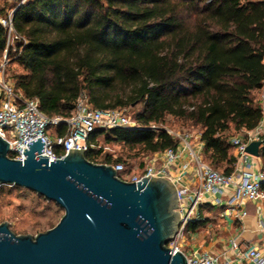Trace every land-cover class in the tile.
Instances as JSON below:
<instances>
[{"label": "trees", "instance_id": "trees-1", "mask_svg": "<svg viewBox=\"0 0 264 264\" xmlns=\"http://www.w3.org/2000/svg\"><path fill=\"white\" fill-rule=\"evenodd\" d=\"M13 6H0V15ZM12 21L26 42L8 49L5 70L21 68L11 76L15 92L36 99L45 115L68 117L81 94L92 108L138 107L136 126L89 133L91 162L126 167L100 138L135 155L175 149L178 140L161 126L172 116L199 129L205 161L230 175L237 162L231 130H253L262 118L252 92L264 83V0H27ZM5 46L0 25V63Z\"/></svg>", "mask_w": 264, "mask_h": 264}, {"label": "water", "instance_id": "water-1", "mask_svg": "<svg viewBox=\"0 0 264 264\" xmlns=\"http://www.w3.org/2000/svg\"><path fill=\"white\" fill-rule=\"evenodd\" d=\"M261 141L246 152L259 157ZM20 160L0 136V185L29 189L63 209L51 228L15 234L0 222V264H186L167 243L181 222L175 185L165 177L121 179L111 164L94 163L69 148L61 158L42 155L38 137Z\"/></svg>", "mask_w": 264, "mask_h": 264}, {"label": "built area", "instance_id": "built-area-1", "mask_svg": "<svg viewBox=\"0 0 264 264\" xmlns=\"http://www.w3.org/2000/svg\"><path fill=\"white\" fill-rule=\"evenodd\" d=\"M14 6L4 15H0V25L6 31V46L0 63V136L9 142L8 156L24 159L23 150L29 149L27 142L40 138L43 142L42 155L49 161L61 158L69 148H88V136L95 128H131L136 126L128 107L92 108L85 94H81L74 110L68 117L45 115L38 107L36 99L24 97L15 92L12 82L5 77L7 51H15V41L26 42L14 28L13 13L27 0H11ZM63 125V134H52V130ZM178 140L175 149H166L148 155L138 172L127 170L124 163L111 164L117 175L126 181L137 182L144 176L165 177L176 187L177 211L181 222L175 236L167 243L170 252L181 250L182 239L190 238L193 231L188 226L202 222L205 217L201 208L207 204L220 206V216L229 217L241 225L248 215L246 202H264V160L254 163V156L246 152L249 142L260 140L264 133V113L253 130L246 131V136H231L229 142L235 152L239 172L233 176L225 175L212 168L202 156L200 134L189 132L175 133L167 130ZM179 164V165H178ZM126 172L129 178L120 176ZM190 177L194 183L184 182ZM258 228L261 243H247L241 233L228 241V246L219 252L211 251L198 245L196 240L188 243L186 264H264V212L259 211ZM241 232L244 230L241 226ZM208 239L213 237L210 227H204Z\"/></svg>", "mask_w": 264, "mask_h": 264}, {"label": "rangeland", "instance_id": "rangeland-1", "mask_svg": "<svg viewBox=\"0 0 264 264\" xmlns=\"http://www.w3.org/2000/svg\"><path fill=\"white\" fill-rule=\"evenodd\" d=\"M2 5L8 7L10 5V0H0V6ZM4 72L5 77L11 81V76L14 73L21 72V68L15 64H11L10 68L7 67ZM252 97L256 103L261 105L264 113V83L261 88L252 92ZM137 108L138 107H129V115H132ZM161 126L175 133L182 134L189 132L194 135L200 134L197 127L172 116H166ZM231 136H246V130L237 131L232 129ZM99 143L102 144L104 150L111 153L113 157H122L126 159V167L132 172H138L141 169L139 164L143 163L145 158L151 154L140 152L138 155H135V150H130L127 146L120 143H105L101 138ZM219 171L221 170L219 169ZM125 174L126 172L119 173L120 176L128 179L129 174L126 176ZM203 213L206 212L203 211ZM62 214L63 209L58 207L54 202L47 201L28 189L6 185L3 186V192H0V222H9L10 229L15 234H30L34 236L36 233L40 232L38 231L40 228V226L38 227L39 223L52 220L55 225ZM198 233H201L203 236L205 229H200ZM182 243L181 250L185 252L187 251L188 243H192V240L184 237Z\"/></svg>", "mask_w": 264, "mask_h": 264}, {"label": "crops", "instance_id": "crops-1", "mask_svg": "<svg viewBox=\"0 0 264 264\" xmlns=\"http://www.w3.org/2000/svg\"><path fill=\"white\" fill-rule=\"evenodd\" d=\"M235 156V152L233 151ZM263 159L261 157L253 158L254 163L259 164ZM179 165V164H178ZM239 172V165L236 162V167L232 172L233 176L237 175ZM190 177L184 178V182L186 183H194L192 179H188ZM245 208L248 211V215L243 219V227L244 230L241 232V224L239 222L234 221L229 217H221L220 214V206L212 205L211 203L205 204L202 208V214L205 217V222L201 227L195 229L191 235V239L198 243V245H202L203 248L210 249L211 251L219 252L220 250L226 248L228 246V241L236 236V234L241 233L242 240H246L248 243H261L258 228L259 221V211L264 212V202L263 203H254V202H246ZM205 211L206 213H203ZM210 227L212 231L213 237L208 239L206 234L203 236L201 233H198L200 229L204 227ZM195 242V241H194Z\"/></svg>", "mask_w": 264, "mask_h": 264}]
</instances>
